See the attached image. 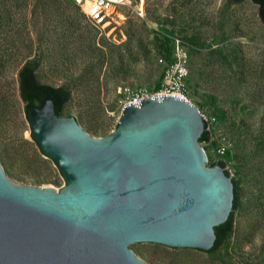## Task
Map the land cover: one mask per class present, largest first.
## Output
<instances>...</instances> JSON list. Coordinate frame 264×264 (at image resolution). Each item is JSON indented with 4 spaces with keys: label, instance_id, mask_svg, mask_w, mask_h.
Segmentation results:
<instances>
[{
    "label": "rangeland",
    "instance_id": "rangeland-1",
    "mask_svg": "<svg viewBox=\"0 0 264 264\" xmlns=\"http://www.w3.org/2000/svg\"><path fill=\"white\" fill-rule=\"evenodd\" d=\"M251 0H134L110 23L70 0H0V165L14 184L64 186L31 138L18 71L36 59L38 79L72 92L62 117L92 137L115 130L119 90H157L179 39L188 54V100L217 119L211 162L223 135L231 143L239 206L231 239L216 253L153 243L129 248L145 264H264V23ZM170 51V53H169ZM171 56V54H170Z\"/></svg>",
    "mask_w": 264,
    "mask_h": 264
},
{
    "label": "water",
    "instance_id": "water-1",
    "mask_svg": "<svg viewBox=\"0 0 264 264\" xmlns=\"http://www.w3.org/2000/svg\"><path fill=\"white\" fill-rule=\"evenodd\" d=\"M27 118L64 186L17 185L0 165V264H145L130 245L214 246L234 184L221 165H208L196 105L145 97L126 104L102 138L58 116L48 93Z\"/></svg>",
    "mask_w": 264,
    "mask_h": 264
},
{
    "label": "built area",
    "instance_id": "built-area-1",
    "mask_svg": "<svg viewBox=\"0 0 264 264\" xmlns=\"http://www.w3.org/2000/svg\"><path fill=\"white\" fill-rule=\"evenodd\" d=\"M75 6L80 7L95 22L96 25L103 26L110 23V19L118 12L121 7L131 8L134 6V0H70ZM188 54L181 42L176 40L172 48L170 60L160 59V64L164 65L163 79L157 90L148 91L146 89H138L132 91L125 88V91L118 96L119 109L122 113L126 104L139 102L141 99L155 95H177L183 97L190 102L188 96V79L190 69L188 65ZM201 112V111H200ZM202 118L204 121V130L209 133V142L204 143L206 146L211 145V136L215 131L217 119L215 117H207L204 113ZM202 145V144H201ZM203 147V146H202ZM204 148V147H203ZM231 143L227 137L221 135L217 139L215 146V163H223L224 171L228 176L233 178L234 167L229 159ZM209 162V159H208Z\"/></svg>",
    "mask_w": 264,
    "mask_h": 264
},
{
    "label": "trees",
    "instance_id": "trees-1",
    "mask_svg": "<svg viewBox=\"0 0 264 264\" xmlns=\"http://www.w3.org/2000/svg\"><path fill=\"white\" fill-rule=\"evenodd\" d=\"M227 1L230 4H237L246 0H227ZM251 1L258 5L259 17L261 21L264 23V0H251ZM170 54L168 56L169 58L171 57ZM39 66L40 63L36 59L27 60L25 63H23V65L20 67L18 71L20 96L25 104L26 114L28 107L37 106L43 99L44 95L48 93L55 104V111L57 115L62 116V112L65 106L70 102L72 98V92L66 86L55 87L52 85L42 83L37 76V70L39 69ZM199 142L201 144L209 142V133L204 130L201 138L199 139ZM214 164H215L214 162H211L210 166ZM219 165L224 167L223 163H219ZM226 174L228 175L227 172ZM232 180L234 184L233 210L228 220L225 223L215 228L216 241L214 246L207 252L209 254L216 253L225 243H227L231 239L234 232V216L239 206V195L237 191V184L234 179Z\"/></svg>",
    "mask_w": 264,
    "mask_h": 264
},
{
    "label": "bare ground",
    "instance_id": "bare-ground-1",
    "mask_svg": "<svg viewBox=\"0 0 264 264\" xmlns=\"http://www.w3.org/2000/svg\"><path fill=\"white\" fill-rule=\"evenodd\" d=\"M143 1V0H142ZM117 15H120L119 12L117 13ZM125 91V88H122L119 90V94L123 93Z\"/></svg>",
    "mask_w": 264,
    "mask_h": 264
}]
</instances>
